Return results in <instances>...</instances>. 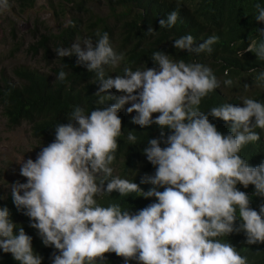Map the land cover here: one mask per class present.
Instances as JSON below:
<instances>
[{"label":"clouds","instance_id":"9594fccd","mask_svg":"<svg viewBox=\"0 0 264 264\" xmlns=\"http://www.w3.org/2000/svg\"><path fill=\"white\" fill-rule=\"evenodd\" d=\"M179 4L177 0V8ZM9 8L10 0H0V14ZM254 10V19L264 23V5L256 3ZM179 17V11H172L159 24L171 29ZM147 32L156 30L149 27ZM256 32L237 55L251 52L264 61V28ZM219 39L213 34L198 44L187 34L175 39L173 46L189 54L210 55ZM54 51L62 59L75 55L78 64L95 73L100 85L96 95L103 107L89 114L74 106L69 122L55 126L53 142L43 146L35 160L17 161L26 182L11 184L13 203L23 209L43 245L56 250L52 264H106L108 253L123 258L125 264L133 260L138 264H250L247 255L222 238L243 232L247 245L264 244V204L259 211L253 209L251 197L238 188L254 185V194L264 197V161L251 166L241 155L245 146L260 140L255 129L264 130V102L243 97V106L225 103L210 108L206 115L200 108L202 101L221 88L214 70L173 59L160 50L151 55L158 70H133L126 65L123 75L106 76V69L125 60L112 46L108 32L97 31L95 40L77 38L70 48ZM63 68L56 81L67 79ZM255 82H264V70L257 72ZM223 84L231 86L233 81L226 79ZM111 89L123 95H105ZM105 97L117 103L106 106ZM125 105H130L128 113H136L132 123L162 129L161 138L149 139L143 149L156 169L141 180L154 186L148 191L114 175L112 165L124 135L119 112ZM209 115L231 122V132H220ZM134 133L129 131L126 137L132 145L137 144ZM113 192L139 193V197H155L156 202L136 213L119 202L107 206L98 202ZM16 229L10 210L0 207V249L20 264H42L33 238L23 227Z\"/></svg>","mask_w":264,"mask_h":264},{"label":"trees","instance_id":"16d2710c","mask_svg":"<svg viewBox=\"0 0 264 264\" xmlns=\"http://www.w3.org/2000/svg\"><path fill=\"white\" fill-rule=\"evenodd\" d=\"M37 0H10V9L16 14H26L34 9ZM256 3L264 5V0H46L53 21L58 24L55 29L47 22L37 18L31 30L32 42L28 44L27 53L38 59L39 67L17 65L12 75L0 71V106L7 126L15 129L26 123L31 129L32 137L41 145L47 146L55 138V126L58 123H68V114L74 106H80L89 113L101 108L98 103L99 82L95 73L89 72L86 66L78 64L75 55L59 58L55 48L63 46L70 48L80 39H96V32H108L112 46L118 53L125 55V60L118 67L106 69V76L123 75V68L127 65L133 70L137 68H159L151 59V55L160 50L173 56V59H184L186 62L202 63L210 66L221 80V88L205 98L200 108L207 115L210 108L225 103L243 106L242 98L248 97L264 102V82H255V76L264 70V61H259L251 52L244 56L237 55L249 45V37L258 35L257 28H264V23L254 19ZM172 11H179L177 25L161 28L160 19H166ZM11 39L15 43L14 50L23 47L19 42L17 25L10 21ZM156 30L149 34L148 28ZM191 34L197 43H202L215 34L220 39L213 46L212 54H189L187 51L177 50L174 40ZM63 70L68 73L63 82L56 81L57 74ZM256 69L257 72H252ZM46 70V71H43ZM225 71L228 75L225 76ZM231 79L233 84L225 86L223 81ZM254 84L253 88L250 86ZM245 85L249 87L246 89ZM105 95L119 97L123 95L115 89ZM106 106L117 103L116 99L105 97ZM125 105L119 112L123 122V133L120 137L119 150L116 161L112 165L114 175L129 179L139 184L144 191L154 187L150 183H141L142 178L154 175L155 166L148 162L143 149L148 146L151 138H161L159 125L141 127L132 123L136 113H128ZM154 118L158 114H153ZM209 120L215 124L220 132L228 134L232 130V123L225 122L209 115ZM129 131L135 132L137 144L132 145L126 139ZM171 134L170 129H163ZM260 135L256 143L244 147L241 155L249 161L251 166H257L264 161V130L255 129ZM162 147L166 145L162 142ZM241 191L251 197V207L257 211L264 204V197H258L254 185ZM163 191V188L159 189ZM99 203L107 206L119 202L126 210L136 213L149 204L156 202V198L139 197V193L130 196H120L119 192L99 198ZM6 206L11 213V219L17 224L16 231L23 227L25 232L33 238V249L43 257L42 264H52L53 247L43 245L36 229L29 226V218L14 205L11 193L5 194L0 189V207ZM241 221H237L239 224ZM232 243L243 255H247L250 264H264V244L247 245L243 232L222 238ZM106 264H125L123 258L115 253L105 254ZM0 264H20L11 253H4L0 249ZM128 264H138L129 261Z\"/></svg>","mask_w":264,"mask_h":264},{"label":"rangeland","instance_id":"374dc122","mask_svg":"<svg viewBox=\"0 0 264 264\" xmlns=\"http://www.w3.org/2000/svg\"><path fill=\"white\" fill-rule=\"evenodd\" d=\"M11 1L15 4V0ZM37 18L47 22L52 29L58 26L52 19L46 0H37L34 9L23 15L13 13L10 8L0 14V71L13 76L12 70L17 65L40 66L38 59L26 52L28 44L32 42L31 30ZM11 20L16 22L19 42L23 43L18 52L14 50L15 43L11 39ZM40 146L32 137L28 124L10 129L0 106V189L5 194L11 193V184L16 181L26 182V178L19 175L20 164L17 161L23 158L35 160L41 151Z\"/></svg>","mask_w":264,"mask_h":264}]
</instances>
